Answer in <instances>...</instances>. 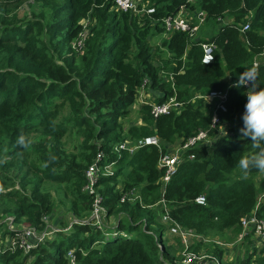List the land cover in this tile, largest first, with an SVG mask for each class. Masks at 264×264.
<instances>
[{"label": "trees", "instance_id": "obj_1", "mask_svg": "<svg viewBox=\"0 0 264 264\" xmlns=\"http://www.w3.org/2000/svg\"><path fill=\"white\" fill-rule=\"evenodd\" d=\"M43 1L47 10L34 11V17L17 20L14 13V21L0 20V157L4 145L16 144L19 132L27 136L37 133L34 151L41 165L31 163L30 168L45 181L65 185L71 195L70 210L81 220L88 218L92 204L91 195L83 190L84 170L102 150L105 156L100 163L113 161L117 170L99 176L96 186L106 215L116 214L118 219L111 228L79 222L68 230L63 228L56 238L30 250L35 256L29 264H68V250H73L75 264H180L183 245L179 237L167 234L166 224L160 221L162 199L172 221L202 237L191 249L222 256L223 247L208 239L209 233L220 237L233 232L236 237L244 216L255 211L264 219V202L255 209L258 197H264V173L253 170L245 176L237 163L254 149L249 140L240 138L246 96L243 88L234 86L243 67L253 66L254 59H258L259 78L264 82L260 57L264 0H144L154 7L151 14L116 11L111 0ZM181 6L192 13L203 10L205 24L218 25L224 18L231 21L205 38L167 32L163 18ZM83 19L90 20V32L83 52L78 53L71 43L82 31ZM246 22L249 27L241 31ZM166 34L161 47L168 54L171 71L162 80L164 68L153 61L149 41L153 35ZM202 42L215 45L214 60L208 64L201 61ZM144 81L155 101L175 96L182 105L154 118L150 105L142 104L140 122L123 129L120 121L129 115ZM211 90L226 92V111L219 112L228 126L224 134L209 128L213 103L196 97ZM199 129H209L211 143L194 148L195 157L178 164L162 194L160 156ZM71 130L83 137L79 159L68 156L64 149L62 137ZM151 134L160 139L159 147L144 145L132 153L113 151L118 142ZM93 138L99 144H92ZM49 154L56 160L45 168ZM5 164L12 166L11 162ZM119 180L121 190L114 186ZM9 184L0 170V195ZM132 189L140 199L121 202V195ZM202 194L205 205L195 202ZM52 210L50 194L38 184L29 198L19 195L8 209L13 222L23 219L36 227L42 226V216ZM1 245L0 264H23L21 250L10 251ZM250 250L241 260L228 264H264V241L251 244Z\"/></svg>", "mask_w": 264, "mask_h": 264}, {"label": "built area", "instance_id": "obj_2", "mask_svg": "<svg viewBox=\"0 0 264 264\" xmlns=\"http://www.w3.org/2000/svg\"><path fill=\"white\" fill-rule=\"evenodd\" d=\"M111 1L113 4L112 8L116 11H130L136 14H151L154 12V7L144 0ZM205 18L206 14L203 10L192 13L181 6L176 13L167 15L163 18V26L167 32L183 31L187 32L192 38H196V33L199 31L200 26L205 22ZM80 23L83 29L78 34L76 39L71 43L72 48H74L78 53L83 52L85 39L90 32V29L87 28V25L90 24L89 19H83ZM248 27L249 22H246L241 26L240 30H246ZM201 47L202 63L208 64L212 62L214 60L215 45L211 42H202ZM262 54H264V50L262 51ZM254 65L258 66V59L253 60V66ZM146 83L147 82L144 81V84L139 88L135 102L132 105L133 108H138L142 104H148L150 105V114L152 117L156 118L159 115L170 113L171 111L178 110L181 107L182 102L177 100L175 96H170L162 102L151 100L150 93L146 92L149 90L148 87H146ZM207 96L210 98L209 101H207ZM196 97L203 98L208 103H213L214 109L210 118L209 128L218 129L221 134H224L227 131L228 126L227 123H222L219 117V112L226 111V107L224 105L226 92L211 90L203 95H196ZM208 130L209 129H199L190 137L170 145L169 148L160 156L158 160V167L163 172L159 178L162 194L166 183L176 172L178 164H180L182 160L193 159L195 157L193 152L194 148L200 145L211 143ZM144 145H155L159 147L160 139L155 134L145 136L136 141L125 139L116 143L113 146V151L118 153L121 150H126L128 153H132L138 147ZM104 156V152L102 150H98L92 162L88 164L84 170L86 183L83 186V190L90 194L92 198L90 215L88 218L73 220V222L69 224L70 227L73 223L79 222L89 223L90 225L97 228H102L104 219V217L102 219V216L105 215L106 212L102 204V196L99 194L96 184L99 176L112 175L114 169L113 161L107 162L103 165L100 163ZM137 199H140V196L134 189L124 192L120 197L121 202H124L125 200L134 201ZM195 202L205 205L206 198L204 194L197 196L195 198ZM259 203L260 201L258 199L255 209ZM160 204L162 206L160 221L166 224L167 234L169 236L179 237L183 245V248L180 251V255L182 256L180 264H225L222 256L208 251L207 249H191V245L194 244V242L200 241L202 237L191 229L183 228L178 223L172 221L168 214V208L164 204L163 199L160 201ZM8 220H11V218H8ZM241 226L242 230L238 234L237 240H240L245 234L251 232V238H255L254 244L258 246L264 241V219L258 217L255 211L241 219ZM9 232L10 233L5 236V247L10 251L21 250L23 253H27L36 245L45 241L47 237L54 233V230L45 229L38 231L35 227H27L23 229L9 227ZM112 235H116L115 232H113ZM203 240L206 241V239ZM214 242L219 244L217 241ZM1 249H3V246L0 245V251ZM66 256L68 258V264H75V255L73 250H68Z\"/></svg>", "mask_w": 264, "mask_h": 264}, {"label": "rangeland", "instance_id": "obj_3", "mask_svg": "<svg viewBox=\"0 0 264 264\" xmlns=\"http://www.w3.org/2000/svg\"><path fill=\"white\" fill-rule=\"evenodd\" d=\"M58 1L57 3H60ZM43 0H21L19 2H14L12 4H1L0 3V20H13V14L16 13L17 20H26L28 17H34L33 12H38L40 10H47L43 7ZM228 19V18H227ZM224 19L219 20L220 23L225 22ZM231 20L229 19V22ZM88 24V23H87ZM217 25L216 24H205L203 23L200 26L199 31L196 33V38H205L206 36H213L217 33ZM206 33V34H205ZM165 36V37H164ZM168 35H153L149 41V46L152 51V59L155 64L162 66L164 69L161 71L160 78L162 80H166L167 77H170V67L171 64L167 63L168 54L161 47V40L166 38ZM264 60V56L262 57ZM1 67V62H0ZM170 86L169 84L167 85ZM139 119V120H138ZM140 122V113L139 107L131 109L128 116L121 119L123 129H126L129 125L136 124V122ZM28 137L31 139V144L27 149L20 148L17 144H6L1 149V157L6 158L7 162L12 163V166H8L7 164H0V170L3 174H5L9 180L10 184L6 186L3 190V195H0V245L5 244V236L9 233V227L12 228H27V227H35L38 231L41 230H54V233L51 234L46 240H52L56 238L60 233L58 231L65 229H70L69 224L73 222V220H78L70 210L71 205V195L65 191V185L62 183L45 181L40 175L36 174L30 167L31 163H34L37 166L41 165V161L39 156L34 151V147L37 145V137L38 134H30ZM98 139L93 138L90 142L96 145L99 144L97 142ZM62 141L64 143V149L68 156L77 155V159H79V154H81V143L83 141V137L76 131L71 130L68 131L63 137ZM99 141V140H98ZM209 144V143H208ZM206 151L208 154L211 153V148L207 147ZM116 168L113 169V172H116ZM114 174V173H113ZM121 180V176H118ZM120 180L114 185L116 188L122 189V185L120 184ZM258 180V178H256ZM38 184L40 188L50 194L51 202L53 203V210L50 214H46L42 216L41 220L43 222L42 226L36 227L25 222L21 219L19 222H13L14 215L12 212L8 211V209H12L14 204H16V197L19 195H26L28 198L31 195V192L34 186ZM14 192V195H5L7 192ZM260 203L264 202V197H258ZM105 208V207H104ZM157 206H154V209H157ZM106 212V211H105ZM104 212V213H105ZM104 217V219H103ZM11 218V220H8ZM103 223L102 228H111L114 226L117 218L116 214L103 215L102 216ZM106 231V230H104ZM67 232V231H66ZM209 239H213V241L219 242V246L223 247L225 255H228L225 259L226 263H235L241 260L247 252H251L250 245L254 244V239L251 238V232L244 235L240 240L238 239V235L235 237L233 232H226L220 237L216 236L213 232L208 234ZM248 236V238H247ZM2 246V245H1ZM5 246V245H4ZM33 249V248H32ZM209 251V250H208ZM30 252V251H29ZM23 253L20 257V260L23 264H29L35 254L32 253ZM26 257H23L25 256ZM232 256V257H231ZM224 259V256H222Z\"/></svg>", "mask_w": 264, "mask_h": 264}, {"label": "clouds", "instance_id": "obj_4", "mask_svg": "<svg viewBox=\"0 0 264 264\" xmlns=\"http://www.w3.org/2000/svg\"><path fill=\"white\" fill-rule=\"evenodd\" d=\"M244 71L238 76L234 85L243 88L246 102L241 115L242 127L239 129L240 138L251 142L254 152L241 156L237 163L242 173L247 176L253 170L264 173V82L260 81L258 66L243 67ZM208 97V96H207ZM209 97L207 101H209ZM55 125V121H53ZM16 144L20 148L27 149L31 144V139L23 132H19ZM50 155V160L45 162L47 168L56 157ZM6 158H0V164L6 163Z\"/></svg>", "mask_w": 264, "mask_h": 264}, {"label": "crops", "instance_id": "obj_5", "mask_svg": "<svg viewBox=\"0 0 264 264\" xmlns=\"http://www.w3.org/2000/svg\"><path fill=\"white\" fill-rule=\"evenodd\" d=\"M225 22H223V23H218V25H217V27H219L221 24H225V23H228L229 22V19H225L224 20ZM264 56V54H261V56L260 57H263ZM169 82H170V79H169ZM146 92H149L150 93V98H151V100H154L155 99V96H153L152 95V93H151V91L150 90H147ZM155 101V100H154ZM139 120V119H138ZM136 123H139V121H137ZM222 256H224V259H223V261H224V263H226V261H225V259H226V257L228 256V255H225V253L223 252L222 253ZM232 257V256H231Z\"/></svg>", "mask_w": 264, "mask_h": 264}]
</instances>
